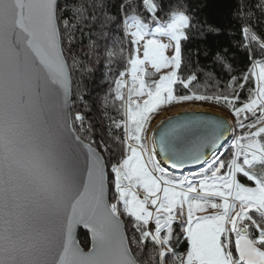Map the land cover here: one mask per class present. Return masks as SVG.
Masks as SVG:
<instances>
[{"label": "snow or ice", "instance_id": "1", "mask_svg": "<svg viewBox=\"0 0 264 264\" xmlns=\"http://www.w3.org/2000/svg\"><path fill=\"white\" fill-rule=\"evenodd\" d=\"M246 7L237 47L249 63L233 75L218 53L229 79L210 85L212 74L200 83L182 71L181 46L195 26L222 29L200 25L183 0H122L115 15L105 0H0V264H264V37ZM255 7L264 13V0ZM113 21L123 67L103 103L119 118L105 111L108 139H96L73 111L88 104L74 73L91 71L74 48L85 27ZM188 101L230 110L227 156L215 152L223 121L169 117L149 137L153 114ZM189 164L204 166L182 176L165 167ZM80 226L88 252L74 238Z\"/></svg>", "mask_w": 264, "mask_h": 264}, {"label": "trees", "instance_id": "2", "mask_svg": "<svg viewBox=\"0 0 264 264\" xmlns=\"http://www.w3.org/2000/svg\"><path fill=\"white\" fill-rule=\"evenodd\" d=\"M121 2L122 0H105L110 15H115L118 12ZM135 2L137 5L140 4V0H135ZM173 2H178V0H173ZM183 2L187 3L191 10H194L193 15L200 25H204L206 22L207 24L216 25L222 31L218 35H213L207 33L205 27H193L188 33V39L182 42V56L188 65L187 68L182 66V71L196 73L200 83H204L208 74H212L215 79L209 82L210 85L215 80H219L221 85H223L229 79V74L224 71L220 63L216 62L215 58L219 53L226 58L228 63L233 65L235 71L232 74L239 76L247 67L249 60L248 52L243 48L237 47V43H243L244 41L241 39L239 32L243 18H238L236 11L240 4L248 6L244 9V11L250 10L252 13L247 20L248 24L254 32L264 37V13L258 7H255L259 0H183ZM103 19V16H101L100 21H103ZM195 23L196 21H194ZM89 33L91 38H89ZM119 35V26L114 21L106 23L103 28L99 24L94 25L91 29L85 27L83 35L77 34V44L74 51L91 71L84 75L74 73V93L78 82L79 88L88 104L87 107L79 106L74 108L73 111L79 110L86 116L85 126L91 123L92 138L96 139L100 136H103L106 140L108 139L106 128L109 121L104 116L105 111H107L108 115L117 116L111 107L107 110L105 109L103 101L110 88L114 87L112 81L116 77L117 70H122L123 67L118 54L120 46L115 43ZM93 41L95 42V47L94 50H90L89 45ZM110 49L117 51V55L111 61L106 55V52ZM217 90L219 89H214L211 86L206 89L208 94ZM201 91H205V89H201ZM244 98L245 94L242 93L241 99ZM205 103L220 109L229 110L212 102ZM237 103L239 105V102ZM117 118L119 117L117 116ZM85 138L87 139L88 137L85 136ZM229 152L230 148L224 154L227 156ZM111 188L112 186L109 184L110 199L112 197ZM79 240L85 248L90 247L88 232L80 230ZM179 248L181 252L186 251L183 241ZM145 258H147V254H145Z\"/></svg>", "mask_w": 264, "mask_h": 264}, {"label": "water", "instance_id": "3", "mask_svg": "<svg viewBox=\"0 0 264 264\" xmlns=\"http://www.w3.org/2000/svg\"><path fill=\"white\" fill-rule=\"evenodd\" d=\"M8 18H9L8 14H5V17H4L5 21H7ZM169 117H172L174 122L177 121V120L183 121V120L187 119V120H194V121H196L198 123H201V124H209V125H211L215 121H223L225 123L226 127L228 128V131L225 132L224 139L221 141V143L217 147V149H215V152L217 154H218V152L222 151V148L225 145L228 144V141L231 138V124H230V121L225 115H223L221 113L212 112V111H203V110H185V111H181L178 114L171 115ZM169 117H166L165 119L162 120V121L165 122V124H161V122H160L157 125L155 132H158L159 128H163L164 126H166ZM158 126H159V128H158ZM157 139H158V136H157ZM212 151L213 150H207V156H208L209 159L212 156ZM158 156H159L160 160H163V156L162 155L158 154ZM203 166H204L203 164H196V165L189 164V165H185V167L183 169H171L169 165H165V167H168L173 172L179 173V174H183V173H186L188 171L200 170V168L203 167ZM108 188H109V185H108ZM80 230L86 231L82 226L77 227L75 229V231H74L75 241H76L77 245L80 247V249L82 251L88 252V251L91 250V247H92L91 234H90V232L86 231V232H88L89 237H90V247L89 248H85L84 246H82V244L80 243V240H79V232H80Z\"/></svg>", "mask_w": 264, "mask_h": 264}, {"label": "rangeland", "instance_id": "4", "mask_svg": "<svg viewBox=\"0 0 264 264\" xmlns=\"http://www.w3.org/2000/svg\"><path fill=\"white\" fill-rule=\"evenodd\" d=\"M169 55H171L170 52H169ZM149 70H151V69H149ZM134 99H135V97H134ZM185 110L212 111V112H218V113H221V114L225 115L230 120V124H231V138L229 139L228 144L225 145L226 147L224 148V150L221 151V153H225L226 150L228 148H230L231 140H232V133H233V130L236 129L234 116L231 114L230 110L220 109L218 107H215V106H212V105H208V103H205L203 101H188V102H184L183 104H180V105H172V106L161 107L157 113L152 115V119H151V122L149 124V132H148L149 137H150V134L152 132V129L161 120H163L166 117H169L171 115L178 114L181 111H185ZM236 131H238V130H236ZM170 171L173 172L172 170H170ZM198 171L199 170L192 171V172H186V173H183V174H179V173H175V172H173V173L175 175H177V176H182V175H191V174H193L195 172H198ZM211 212H212V210L210 209L208 213H199V215H206V214H210Z\"/></svg>", "mask_w": 264, "mask_h": 264}, {"label": "bare ground", "instance_id": "5", "mask_svg": "<svg viewBox=\"0 0 264 264\" xmlns=\"http://www.w3.org/2000/svg\"><path fill=\"white\" fill-rule=\"evenodd\" d=\"M161 121H162V120H161ZM161 121H160V122H161ZM229 121H230V120H229ZM160 122H159V123H160ZM159 123H158V124H159ZM158 124H156L155 127L152 129V132H155L156 127H157ZM152 132H151V133H152ZM150 137H151V134H150ZM225 147H226V146H224V147L222 148V150H224ZM219 153H221V151L218 152V154H219ZM157 158L160 159L159 156H157ZM169 170H170V169H169ZM188 172H192V171H188Z\"/></svg>", "mask_w": 264, "mask_h": 264}]
</instances>
